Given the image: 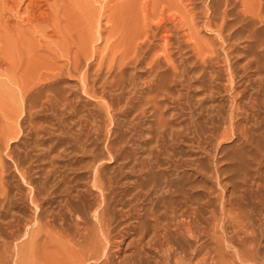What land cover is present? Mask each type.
Segmentation results:
<instances>
[{
  "label": "rangeland",
  "instance_id": "rangeland-1",
  "mask_svg": "<svg viewBox=\"0 0 264 264\" xmlns=\"http://www.w3.org/2000/svg\"><path fill=\"white\" fill-rule=\"evenodd\" d=\"M56 1L49 23H38L40 27L23 23L21 30L24 43H33L39 50L37 58H53L57 66H63L62 73L43 81L24 98L20 87L0 74V190L4 193L0 195V255H4L0 264H38L36 241L48 236L40 217L51 222L68 201L80 209L83 202L99 199L101 190L87 187L95 176L107 184L104 193L113 197L112 201L130 197L132 204L143 208L138 221L112 213L118 230L113 236L123 243L121 256L135 250L137 242H130L142 232L147 240L153 237L155 218L163 220L173 211L180 215L195 210L200 230L212 219L217 233L215 241L201 236L198 242H191V246H198L191 248L196 249L194 253L190 251L197 259L214 251L220 240L224 244L230 241L225 245L229 246L225 259L228 256L231 260L236 248L251 243L259 260L245 264H264V0H249V4L244 0L251 12L243 9V0H192L198 21L191 33L181 0H174V6L171 0H148L147 4L141 0L140 23L143 19L156 23L174 13L172 20L176 16L175 23L177 20L185 26L170 31L166 43L153 27L156 36L152 34L140 57L120 68L117 60L114 62L123 50L119 42L115 37L109 39L108 33V40L101 35L99 39L95 32L89 46L91 56L80 58L77 72L66 63L63 56L67 51L62 44L68 40L74 43L81 36L90 13H95L101 30L109 26L106 15L118 1ZM3 3L0 0V5ZM4 12L0 6V14ZM208 21L215 26L225 22L223 30L206 27ZM1 39L0 47L5 48L7 37ZM22 59L20 76L25 80L28 73L23 72L30 69V54L22 52ZM256 183L262 187L257 189ZM224 203L226 207L234 205L232 213L235 210L249 219L243 218L247 222L244 233L259 230V234L242 236L222 210ZM30 219L26 226L24 222ZM13 225L22 235L17 245L9 238L10 232L6 233ZM175 233L176 239L182 238L180 231ZM146 239L141 244L145 249ZM29 242L36 243L31 250ZM154 244L146 249L151 253L152 261L146 260L149 264L158 251ZM18 246L26 247L27 252L22 250L35 258L33 254L31 259L25 258L26 253L21 256ZM219 260L225 264L224 258ZM216 261L221 264L218 258Z\"/></svg>",
  "mask_w": 264,
  "mask_h": 264
},
{
  "label": "bare ground",
  "instance_id": "bare-ground-1",
  "mask_svg": "<svg viewBox=\"0 0 264 264\" xmlns=\"http://www.w3.org/2000/svg\"><path fill=\"white\" fill-rule=\"evenodd\" d=\"M114 1H118V2H116L117 7L114 10L109 11V14L106 15L107 21L105 20V22H107V24L109 22L110 24L107 27L105 26V28H104L105 33L103 32L104 29L101 30L102 26L98 25L96 18H94L95 13H90L88 16V18L90 20L88 22L90 25L88 23L87 24L91 27L89 28L88 25L83 27L82 31L80 30L82 32L81 36H78L77 39L74 40V43L71 40L70 41L68 40L66 42H64V40H63V42L65 44H62V45H65V47L67 48L66 49L65 47H63L67 51V55L63 56V57L67 58L68 62H66V63L67 64L70 63L73 66L72 69L74 68L73 70L75 72L79 71L78 64L80 62V58L85 57L84 59L87 60L89 58H86V57L91 56V55H89L90 50H91L90 44L92 42L94 43L95 38H93L92 36L95 32H96L95 34H98L97 35L98 37H99V35H101V38H103V36H106V38H107L109 35V39H111L110 37H115L116 41L119 42L118 44H120V45L118 47H120V48L122 47L123 50H121L122 52L119 56L120 58H116L114 62H116V60H117V62H118L117 66H118V68H120L121 66L126 64V62L128 60H130V62H134L135 60H137L138 56L140 57L139 54L145 50V47L149 43V40H150V37L152 36V34L154 35V37L156 36L153 32V27H156L159 30V35L161 36L162 41H164L166 43V42H168L169 34L171 33L170 31L176 30L177 28H181L183 25L185 26V24H181V23L177 22L178 17L175 18L176 16L173 18L174 20H172L171 16L174 13L167 19H163L161 17L163 20L161 19V20L157 21L156 23L153 20L152 21L154 23L151 21L149 22L148 20H147V22H145L146 20L144 21V19H143V22L140 23L141 22L140 19L142 18L140 8H142L141 5L143 4V3L141 4V0H121L120 2H119V0H114ZM147 1L148 0H146V2H144V3L147 4ZM176 1L179 2V0H176ZM181 1H182V5L184 6V9L182 8V10L183 11L185 10L184 13L188 17L187 22H189L192 25V26L187 27L188 28L187 31L189 33H191L193 27L196 26L197 21H198V20H196V18H197L196 14L197 13L195 14V10L192 6L193 5L192 0H181ZM248 1L249 0H247V3H248ZM56 2H57L56 0L53 3H51V0H4V3L2 5H0L1 11L5 10L3 15H2V13L0 14V15H2L0 17V40L2 41L1 38L4 36H5V39L7 37V43L5 44V48H3V45L0 47V72H1L0 74H4L7 78H9V81L11 83L16 84L20 87L19 93H20L22 98L26 97V95L28 94V92H30L31 89L40 85L43 81H47V80L56 78L57 76L60 75V73H62L63 66H57L55 64V62L53 61V58L47 59V61H46V59L40 61V59L37 58L36 54L38 53L39 50L38 49L36 50V47L34 46L33 43H29L27 45H26V43H24V38H23L24 35H23L22 30H21V26L23 25V23H26L29 25H34V27H35V25L40 27L42 22L47 23V21H48V23H49V20H51V17H52V12L54 13V11H53L54 5L53 4ZM171 2H172V6H174L176 3V2H174V0H171ZM251 2H253V0H251ZM245 3H246V1H245ZM245 3L243 0V4H244V5L242 4L243 9L246 11L249 9L251 10L252 8L250 7V5L248 6ZM148 4H149V2H148ZM245 5H246L247 9H245ZM251 5H252V3H251ZM145 6H143L144 9L147 8ZM177 8H179V7H177ZM168 9H169V7H168ZM162 10H165V9L163 8ZM179 10H177V11L179 12ZM206 10H208V9L206 8ZM250 10L247 12H251ZM142 12H144V11H142ZM7 13L9 16L6 15ZM146 13H147V11H146ZM144 14H145V12H144ZM167 14H165L166 17H167ZM186 15H182V16L185 17ZM162 16H164V15H162ZM55 17H56V15H55ZM149 17H151V16H148V17L146 16L147 19ZM226 17H227V14L224 13V18H226ZM175 19H177L176 23H175ZM205 20H207V19L205 18ZM80 21H82V20L80 19ZM210 21H211V18H210ZM38 23H41V24L38 25ZM134 23H136V24H134ZM212 23L213 22L208 21V24H206V27L212 28V25H213ZM224 24H225V22H222V24L220 26H218V25L217 26L213 25V26H215V28H216L215 30H217L218 32H221L223 30ZM104 25H106V24H104ZM168 25L172 26V28L168 27ZM94 28L96 29V31H94ZM92 31H94V32L92 33ZM184 31L186 32V30H184ZM176 32H178V31H176ZM31 33H33V32H31ZM107 33H108V35H107ZM95 34H94V36H95ZM186 35L189 38L190 34L187 33ZM101 38L99 37V39H101ZM107 40H108V38H107ZM27 41L29 42V40H27ZM97 41H98V39H97ZM22 52H28L30 54V63H29V64H31L30 69H29V71L27 70V72H25V70H24L25 73L23 72V74L28 73L25 80L22 79V77L20 76V74H21L20 65H21L22 60H23L22 59ZM63 55H65V54H63ZM21 67H23V66H21ZM25 69H27V68H25ZM174 69H176L175 66H174ZM11 74H12V77H11ZM97 177L98 176L93 177L94 179L91 181L93 183L88 184L87 187H91V188L95 187V188L100 189L102 194L101 195L98 194V195H100L99 199L95 198V200H93V202H83L80 209L75 208L68 201L65 203L63 211L60 212L61 211L60 210L59 212H56L57 214L54 215V218L51 222L50 221L44 222V220L41 218L42 216L40 217L41 224L48 228L47 229L48 232L45 230L46 233H48V236H47V238H45V240H43L42 238H41L42 240H40V239L38 241L34 240V241L38 242L37 248H36L38 250V254L36 253V255H38L37 256L38 258L36 257V259H38V262H37L38 264H145V263L149 264L148 263L149 260L148 261H146V260L147 259L151 260V256H150L151 253L149 254V252L147 250L150 249V246L152 247L155 245L154 241L158 245V248H157L158 251L157 250H156V252L154 251L155 256L153 257L152 264H172V263H174V264H215L217 262L216 261L217 258H218V261L220 263H221V261L219 259L222 260V258H224L225 264H239V263L245 264V262H257L256 259H258L259 256L257 255L258 258H255L254 254L252 252V249H251L252 245L249 246V244H251V243H249L248 246L243 244L244 246H242L241 249L240 248L235 249L234 257L231 256V258L232 257L236 258L235 261H233V258L230 260V258L228 256H227L229 258L228 262L226 261L227 257L225 259L226 253L224 251H226L225 249H227V247H229V246L226 247L225 245H227L230 241H227V242H225L226 244H224V242H221L220 240H218V242L215 243L217 245L215 246L214 251L212 250V252H210V251L205 252L203 254V256L200 257L199 259H197L198 257L196 258V254L192 255L190 253V251L194 253V251L198 247V246H196V247L191 246L192 241H194V240L196 241V239H198L197 240V242H198L200 240L199 237L201 238V236L202 237L206 236L205 238L213 239L214 241L217 238L216 237V234H217L216 233V224L214 223L215 224V226H214V224H213L214 221H212V219H210L208 221V223H207L208 225L206 224L208 226V227L205 226L206 229L202 225L204 228L202 227L203 230H200V226L198 225L199 222H197L198 219L195 220V218H196L194 216V214H196L195 210H193L192 212L190 210V211H187V213H182L180 215L176 211H173V212L170 211L171 213H169L168 216H166L165 218L161 217V218H164L163 220H161L159 218L156 219L154 217L155 218L154 224H156V226H155V232H153L154 235L152 234L153 237L152 238L150 237L147 240L146 234L144 232H142L143 233L142 236L139 237L140 239L138 237H137V239H135V238L132 239V237H131V239H132L131 242H130V240H128V242H130V245L133 243L136 244L135 242H137V246L135 247V250L133 249V251H130L127 254L125 253L121 256L120 254L122 251V244L123 243H121L122 240L120 241L119 238L113 236V234L115 235L114 232H117L118 230H116V228H114V224H116L115 223L116 221L114 222L112 213L114 215V213L118 212L119 216L122 219L133 218V219L138 221L141 219L143 208L141 209V207H138V205L132 204L131 201L133 198H130V197H129V199L126 198V200H124V201L122 200L123 199V197H122L121 200L123 201V203L120 200V198H119V200H116V202L112 201L113 197L109 198V196L106 194L107 193L106 192L107 184L104 185L105 182H102L100 180V178H99L100 176L98 177L99 179ZM259 183L258 184L256 183L257 185L254 184L257 186L256 187L257 189L262 187V185ZM262 184H264V183H262ZM108 186H109V184H108ZM104 187H106V188H104ZM110 187L112 188V185ZM263 188H264V186H263ZM109 190H111V189H109ZM109 190H107V191H109ZM104 191L106 193H104ZM254 193H256V192H254ZM3 194H4L3 191L0 190V195H3ZM261 194H262V192H261ZM125 197H127V195ZM27 198H28V196H27ZM221 198H223V197H221ZM236 200L239 201V198H237ZM229 203H230V201H229ZM224 204H225V206H223L224 209L222 208V210L226 213V216H228V218L231 219V221L233 222L232 224H234V226L236 228L240 229V232H243L242 230H245L244 229L246 227L245 225H247V224H245V223H247L246 220H249V219H246L245 217H243L246 219V220L244 219L245 220V222H244L243 218L241 217L243 214H240L238 212V210H237V212L239 214L236 213L235 210H234L235 213H232L233 212L232 207L234 205L231 207V204H228V207H226L227 206L226 203H224ZM196 208H194V209H196ZM239 208H240V206H239ZM184 215H186V217L188 219H186V217ZM116 216H114V217H116ZM153 216H155V215H153ZM153 216L151 214V217H153ZM226 216H224V217L227 218ZM213 217L216 218L215 215H213ZM219 218H220V216H219ZM247 218H249V217H247ZM230 219H229V221H230ZM252 219L253 218H251V220ZM214 220H216V219H214ZM119 221H120V219H119ZM229 221H228V223L231 222V221L230 222ZM21 222L18 221L17 225H19V224L21 225ZM30 222H31V219L27 220V223L24 222V224L26 226H28ZM117 222H118V220H117ZM205 222H207V221H205ZM249 224H251V223H249ZM256 224H258V223H256ZM200 225H201V223H200ZM32 226H33V224H32ZM115 226H117V225H115ZM12 227L14 229H16L14 225ZM36 228H34V229H36ZM42 228H41V230H42ZM236 228H234V229H236ZM247 228H246V231L249 230V232H250L251 229H247ZM255 228H258V227L256 226ZM14 229H11V231H10V228H9L8 229L9 231H7L6 233L10 232L9 233L10 236L8 234H7V236H9V238L12 241H14V243H16V245H17V241H19L18 239H20L21 233L18 231L19 227L16 230H14ZM176 229H179V231L182 235V236L181 235L180 236L182 238L184 237L183 241H181L182 238L176 239V237H174L175 236L174 233H175V231H177ZM238 229H236V231H239ZM252 229H253V226H252ZM31 230H33V228ZM38 231H36V232H38ZM172 231L174 233H172ZM179 231L176 233H179ZM233 231H235V230H233ZM253 231L251 230L250 233H244L245 232L244 231L242 234L240 232H238L237 236L239 239L240 238L244 239V237H241V235L245 236V238H246L248 235H252V233H256ZM258 232H259V230H258ZM46 233H44V234H46ZM28 234H30L29 236H32V231H30V233H28ZM243 234H246V235H243ZM218 235L220 236V234H218ZM116 236H117V234H116ZM253 236H256V235L254 234ZM21 237H22V235H21ZM221 237H223L222 234H221ZM33 239H34V237H33ZM145 239H146L145 243L148 246V247H146L147 250L145 249V247H143L141 245ZM222 239H224V238H222ZM28 240L31 242L33 241L32 238L31 239L29 238ZM28 240H26V243ZM205 240H207V239H205ZM240 240H242V239H240ZM237 241H238V239H237ZM31 242H29V243H31ZM128 242H127L126 246L129 245ZM197 242H194V243H197ZM8 243H10V242H8ZM8 243H6V244H8ZM10 244L14 245L13 242H11ZM27 244L26 245L23 244V245L27 246ZM34 244L36 245V243H34ZM34 244H32V243L29 244V246L27 248L31 250V246H33ZM146 245H144V246H146ZM256 245H257V243H256ZM14 247H15V245H14ZM130 247L127 246V249ZM192 247H195L196 249L194 251H192L191 250ZM243 247L244 248L250 247V250H247L248 251L247 252L245 249H243ZM23 248H24L23 246L22 247L18 246L19 250H22ZM8 249H9V246H8ZM32 250H34V248H32ZM4 251H6V250H4ZM24 251H26V247L24 248ZM24 251L23 250H22V252L18 251L17 253L21 254V256H22L23 254L25 255V253L27 252V251L26 252H24ZM253 251H254V249H253ZM32 252H34V251H32ZM166 252L168 255L166 254ZM181 252H183L182 255H181ZM3 254H6V252ZM32 254H30V252H29V254L26 253L25 258L31 259ZM164 254H166L167 257H165ZM36 255L33 254V257L35 258ZM235 255H236V257H235ZM2 256H4V255H2ZM2 256L0 255V257H2ZM20 258H23V257H20ZM237 260H239L238 261L239 263L237 262ZM151 261H149V262L151 263ZM27 262L29 263V260H27ZM235 262H237V263H235ZM24 263H26V262H24ZM1 264H3V263H1ZM20 264H22V263L20 262Z\"/></svg>",
  "mask_w": 264,
  "mask_h": 264
}]
</instances>
